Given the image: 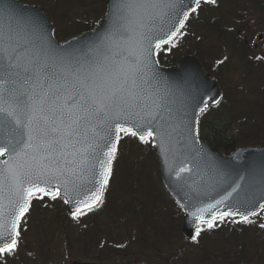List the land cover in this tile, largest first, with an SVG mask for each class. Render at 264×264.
Segmentation results:
<instances>
[{
	"label": "rangeland",
	"instance_id": "rangeland-1",
	"mask_svg": "<svg viewBox=\"0 0 264 264\" xmlns=\"http://www.w3.org/2000/svg\"><path fill=\"white\" fill-rule=\"evenodd\" d=\"M40 1L30 4L48 12L60 41L102 25L107 10L106 0ZM216 15L220 32L211 26ZM260 33L264 0L201 2L171 47L159 50L170 65L196 54L223 91L202 118L237 119L240 142L250 145L264 142V107L251 109L264 96V58L253 50ZM112 171L96 210L68 216L57 197L33 199L21 217L17 249L0 264H264V211L251 223L218 218L212 228L202 224L195 239L183 236L181 209L163 186L152 137L122 132Z\"/></svg>",
	"mask_w": 264,
	"mask_h": 264
},
{
	"label": "water",
	"instance_id": "water-1",
	"mask_svg": "<svg viewBox=\"0 0 264 264\" xmlns=\"http://www.w3.org/2000/svg\"><path fill=\"white\" fill-rule=\"evenodd\" d=\"M4 2L7 11L0 10V36L31 33L30 41H25L30 47L32 42L42 45L66 56L74 65L77 62L86 65L105 57L108 63L122 62L130 52L139 54L142 51L140 58L150 69L143 85L142 107H137L130 118L121 117L115 122L136 131L138 138L141 135L147 138V133H152L163 185L183 209L184 236L189 239L195 236L201 224L197 219L201 210H205L202 214L207 221H211L213 215L218 218L222 212L237 213L232 217H251L255 216L253 212L258 214L262 210L264 145L240 146L228 154L214 149L200 136L199 122L209 105L221 100L219 82L205 72L196 56L184 55L175 65L164 66L156 54L158 47L178 35L181 24L196 9L197 0H141L160 6L137 7L132 11L118 7L123 0H106L107 11L102 25L62 42L55 38L54 25L41 7L18 0ZM30 21L42 25L40 35L31 32ZM0 81H3L0 93L9 103L11 96L29 87L23 75H9L2 62ZM21 130L10 117L0 113V138L15 142ZM119 133L114 127L93 120L71 138L62 155L57 153L50 160L51 174L44 178L48 183L42 179L40 187L49 192L58 191L69 215H76L77 208L81 212L89 209L85 203L99 188L97 159L103 158L101 153L107 152ZM6 159L7 155L0 156V168ZM14 192L6 182L0 199V232L5 227L10 228L18 214ZM99 202L93 203L92 208ZM71 264L94 263L74 261Z\"/></svg>",
	"mask_w": 264,
	"mask_h": 264
},
{
	"label": "snow or ice",
	"instance_id": "snow-or-ice-1",
	"mask_svg": "<svg viewBox=\"0 0 264 264\" xmlns=\"http://www.w3.org/2000/svg\"><path fill=\"white\" fill-rule=\"evenodd\" d=\"M159 6L158 3H142L141 0H123L121 5H118L127 11L137 7ZM0 10L7 11L4 0H0ZM29 24L32 33H42V25L35 21H30ZM30 37L31 33L22 36L19 32L0 36V62L9 75H23L24 82L29 85L27 91L11 96V103L0 93V113L10 117L22 129L15 142L0 138V156H8L0 168V199L3 198L5 183L9 182L10 188L15 189V204L18 208V214L15 215L11 227H5V230L0 232V257L14 253L17 249V238L20 235L18 222L28 210L31 198L39 192L56 199L59 192H49L40 187L39 181L43 179L44 183H48L44 178L51 174L50 160L54 159L57 153L63 154L71 138L76 136L84 125L99 120L114 127L117 133H130L132 136L138 134L115 121L121 117L130 118L137 107H142L140 101L144 92L143 85L150 71L148 65L140 58L142 51L139 54L136 51L130 52V56L122 62L108 63L105 57L86 65L79 62L74 65L66 56L42 45L32 42L30 47V44L25 42L30 41ZM144 38L142 36L141 40ZM12 104L15 107H12ZM147 135L151 136L152 133L148 132ZM139 138L145 140L143 135ZM118 142L117 135L107 152L101 153L103 158L97 159L100 168L99 188L85 203L89 210L93 203L100 201L101 194L108 184L112 171L111 162ZM203 211L205 210H201L197 219L201 224L212 228L217 215H213L212 222H209L205 220ZM75 214H82L81 209L77 208ZM236 214L222 212L219 213V219L223 220L226 216ZM252 215L256 213L253 212ZM241 220L251 223L248 215H242ZM261 227L264 228V225ZM201 231L202 229L197 227L196 236H199Z\"/></svg>",
	"mask_w": 264,
	"mask_h": 264
},
{
	"label": "trees",
	"instance_id": "trees-1",
	"mask_svg": "<svg viewBox=\"0 0 264 264\" xmlns=\"http://www.w3.org/2000/svg\"><path fill=\"white\" fill-rule=\"evenodd\" d=\"M27 1H28V3L34 2V3H38L42 6V3L40 0H27ZM66 1L69 2L70 0H66ZM203 3H208V2H203ZM217 9H221V8H219V6H216V10ZM210 10L211 9H209V12H210ZM219 12H221V11H219ZM220 18H221V16H220ZM220 18H218V16H217L213 20V22L211 23L212 27H214V28L217 27L218 32H220L218 29V24L220 23ZM221 30H223V29L221 28ZM172 43L169 44L168 46L171 47ZM172 48H174V47H172ZM193 54H195V53H193ZM158 58H159L161 63H163V64L166 63L165 60L162 58L160 52L158 53ZM178 58H180V56ZM171 63H175V61H172ZM168 64H170V63H168ZM206 71H207V73L210 74L209 70L206 69ZM258 100H263V103H264V96L262 98V95H260V98ZM250 103H252V101H250ZM263 103L260 105H258L257 103L255 105H251L252 111L255 112L256 110H259L261 107H264ZM248 106H247V108H248ZM240 117L241 116L238 117V120L240 119ZM236 120L237 119L234 120L231 118L217 117V116L214 118H211V119H206V120L202 119L200 121V125H199L200 135L203 138L207 139L214 149H216L222 153H229L241 145H249V142H245V143L240 142L241 140H243L245 138H244L243 134H241V133H240V135L237 134L236 131H239V130L237 129L238 127H237V123H236L237 121ZM253 144L264 145V142L253 143ZM111 175H112V173H111Z\"/></svg>",
	"mask_w": 264,
	"mask_h": 264
},
{
	"label": "flooded vegetation",
	"instance_id": "flooded-vegetation-1",
	"mask_svg": "<svg viewBox=\"0 0 264 264\" xmlns=\"http://www.w3.org/2000/svg\"><path fill=\"white\" fill-rule=\"evenodd\" d=\"M253 50L256 51L259 57L264 58V35L262 33L254 39Z\"/></svg>",
	"mask_w": 264,
	"mask_h": 264
}]
</instances>
